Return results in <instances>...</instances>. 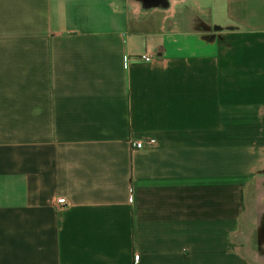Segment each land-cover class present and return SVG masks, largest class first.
Masks as SVG:
<instances>
[{"label":"crops","instance_id":"0c3cea01","mask_svg":"<svg viewBox=\"0 0 264 264\" xmlns=\"http://www.w3.org/2000/svg\"><path fill=\"white\" fill-rule=\"evenodd\" d=\"M253 188L264 0H0V264H256Z\"/></svg>","mask_w":264,"mask_h":264},{"label":"rangeland","instance_id":"374dc122","mask_svg":"<svg viewBox=\"0 0 264 264\" xmlns=\"http://www.w3.org/2000/svg\"><path fill=\"white\" fill-rule=\"evenodd\" d=\"M261 193H264V190ZM261 193L257 189H255V188H253L252 190H250V192H249V208H247V211H246L245 214H248L250 216H256V215L261 214V211L264 208L262 207V204L258 205L256 203L257 202V195L258 194H261ZM243 244L245 246H248L249 247V251H250V253H252L250 255V260L253 263L258 264L261 260L264 261V257L263 256H260L258 254V252H257V249H256V246L257 245L255 244V240H254L253 234L249 235V238L248 239L243 240Z\"/></svg>","mask_w":264,"mask_h":264},{"label":"built area","instance_id":"2783aa9c","mask_svg":"<svg viewBox=\"0 0 264 264\" xmlns=\"http://www.w3.org/2000/svg\"><path fill=\"white\" fill-rule=\"evenodd\" d=\"M141 60L144 62H150L151 59L148 55H144L141 57ZM149 144H151L149 142ZM130 147L136 150H141L145 147V144L142 141H136L130 144ZM55 204L58 208H62L64 206H66L67 204V200L64 197H58L55 199Z\"/></svg>","mask_w":264,"mask_h":264}]
</instances>
